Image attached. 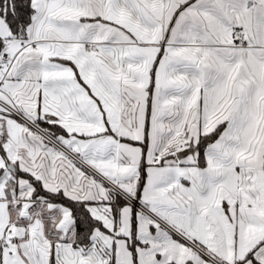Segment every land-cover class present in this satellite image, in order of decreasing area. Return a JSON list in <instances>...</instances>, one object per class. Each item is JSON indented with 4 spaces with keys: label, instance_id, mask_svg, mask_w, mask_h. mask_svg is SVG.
Masks as SVG:
<instances>
[{
    "label": "snow or ice",
    "instance_id": "6c2138e0",
    "mask_svg": "<svg viewBox=\"0 0 264 264\" xmlns=\"http://www.w3.org/2000/svg\"><path fill=\"white\" fill-rule=\"evenodd\" d=\"M0 264H264V0H0Z\"/></svg>",
    "mask_w": 264,
    "mask_h": 264
}]
</instances>
